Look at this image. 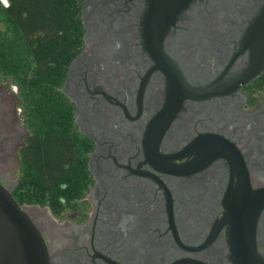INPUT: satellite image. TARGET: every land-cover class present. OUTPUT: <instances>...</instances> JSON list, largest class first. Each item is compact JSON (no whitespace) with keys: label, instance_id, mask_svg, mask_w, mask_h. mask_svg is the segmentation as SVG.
Segmentation results:
<instances>
[{"label":"flooded vegetation","instance_id":"af4514ba","mask_svg":"<svg viewBox=\"0 0 264 264\" xmlns=\"http://www.w3.org/2000/svg\"><path fill=\"white\" fill-rule=\"evenodd\" d=\"M80 1L82 43L58 91L90 183L59 214L21 204L49 264H233L228 206L242 183L264 187V0ZM26 135L18 88L0 76L11 193ZM254 242L264 257V206Z\"/></svg>","mask_w":264,"mask_h":264},{"label":"trees","instance_id":"16d2710c","mask_svg":"<svg viewBox=\"0 0 264 264\" xmlns=\"http://www.w3.org/2000/svg\"><path fill=\"white\" fill-rule=\"evenodd\" d=\"M6 1H0V76L17 86L27 130L12 196L59 214L76 208L90 183L87 144L58 91L82 43L81 1Z\"/></svg>","mask_w":264,"mask_h":264},{"label":"water","instance_id":"95a60500","mask_svg":"<svg viewBox=\"0 0 264 264\" xmlns=\"http://www.w3.org/2000/svg\"><path fill=\"white\" fill-rule=\"evenodd\" d=\"M6 4V0H0ZM148 34L154 24L147 23ZM159 35V34H158ZM259 71H248L239 78L245 82ZM186 93L192 88L186 86ZM210 92H213L211 89ZM239 200L232 199L228 206L230 219V257L233 264H264L254 242L255 218L264 206V187L252 190L248 182L242 183ZM0 264H49L48 252L38 228L19 205L9 189L0 183Z\"/></svg>","mask_w":264,"mask_h":264}]
</instances>
